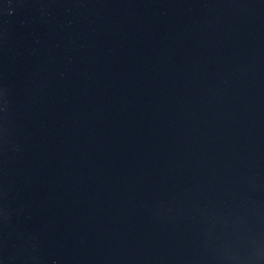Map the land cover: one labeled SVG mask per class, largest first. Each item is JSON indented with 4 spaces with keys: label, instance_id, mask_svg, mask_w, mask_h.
Segmentation results:
<instances>
[{
    "label": "water",
    "instance_id": "obj_1",
    "mask_svg": "<svg viewBox=\"0 0 264 264\" xmlns=\"http://www.w3.org/2000/svg\"><path fill=\"white\" fill-rule=\"evenodd\" d=\"M0 264H264V0H0Z\"/></svg>",
    "mask_w": 264,
    "mask_h": 264
}]
</instances>
